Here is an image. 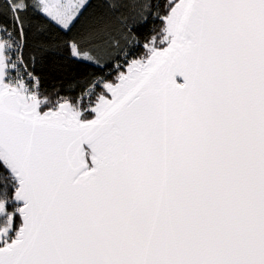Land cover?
Masks as SVG:
<instances>
[{"label": "snow or ice", "instance_id": "1", "mask_svg": "<svg viewBox=\"0 0 264 264\" xmlns=\"http://www.w3.org/2000/svg\"><path fill=\"white\" fill-rule=\"evenodd\" d=\"M0 264H264V0H0Z\"/></svg>", "mask_w": 264, "mask_h": 264}, {"label": "trees", "instance_id": "2", "mask_svg": "<svg viewBox=\"0 0 264 264\" xmlns=\"http://www.w3.org/2000/svg\"><path fill=\"white\" fill-rule=\"evenodd\" d=\"M95 3V0H93ZM149 25L148 27H150ZM148 27L143 29L144 32L148 31ZM38 73L44 77V86L48 89L59 88L60 91H67V84L73 78V75H81L88 71L87 68H79L78 70H69L64 68L59 62L48 61L47 63L38 66Z\"/></svg>", "mask_w": 264, "mask_h": 264}]
</instances>
